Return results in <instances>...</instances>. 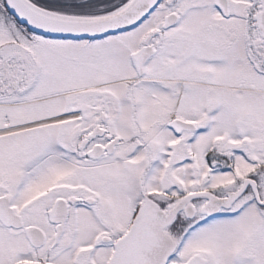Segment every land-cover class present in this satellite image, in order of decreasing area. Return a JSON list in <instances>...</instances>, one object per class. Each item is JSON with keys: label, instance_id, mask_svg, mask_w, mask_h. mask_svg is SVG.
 Here are the masks:
<instances>
[{"label": "snow or ice", "instance_id": "1", "mask_svg": "<svg viewBox=\"0 0 264 264\" xmlns=\"http://www.w3.org/2000/svg\"><path fill=\"white\" fill-rule=\"evenodd\" d=\"M0 264H264V0H0Z\"/></svg>", "mask_w": 264, "mask_h": 264}]
</instances>
